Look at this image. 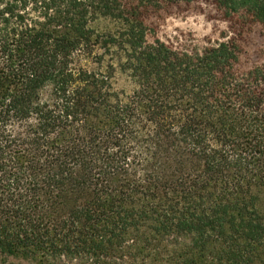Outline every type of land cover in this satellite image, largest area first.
<instances>
[{
    "label": "trees",
    "instance_id": "1",
    "mask_svg": "<svg viewBox=\"0 0 264 264\" xmlns=\"http://www.w3.org/2000/svg\"><path fill=\"white\" fill-rule=\"evenodd\" d=\"M196 1L0 0L1 261L264 264V0Z\"/></svg>",
    "mask_w": 264,
    "mask_h": 264
},
{
    "label": "rangeland",
    "instance_id": "2",
    "mask_svg": "<svg viewBox=\"0 0 264 264\" xmlns=\"http://www.w3.org/2000/svg\"><path fill=\"white\" fill-rule=\"evenodd\" d=\"M165 18L157 20L159 24V35L162 37L176 35L177 33L192 32L197 38L205 36L216 37L215 29L224 28L225 24L219 20L218 13L213 3L198 0L190 6L181 5L172 10ZM262 202L264 203V191L257 189ZM262 203V205H263ZM0 264H34L21 258L10 257ZM74 264H86L83 261H76Z\"/></svg>",
    "mask_w": 264,
    "mask_h": 264
}]
</instances>
